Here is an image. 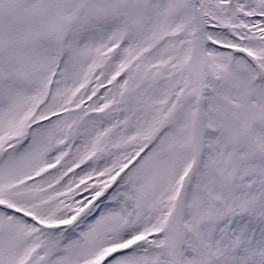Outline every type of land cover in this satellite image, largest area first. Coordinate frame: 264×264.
<instances>
[{"label":"snow or ice","instance_id":"6c2138e0","mask_svg":"<svg viewBox=\"0 0 264 264\" xmlns=\"http://www.w3.org/2000/svg\"><path fill=\"white\" fill-rule=\"evenodd\" d=\"M0 264H264V0H0Z\"/></svg>","mask_w":264,"mask_h":264}]
</instances>
